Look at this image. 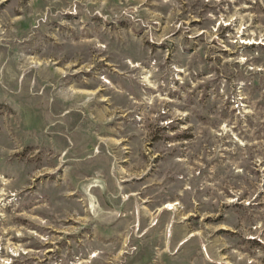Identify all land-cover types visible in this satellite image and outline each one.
Returning a JSON list of instances; mask_svg holds the SVG:
<instances>
[{"label":"rangeland","instance_id":"374dc122","mask_svg":"<svg viewBox=\"0 0 264 264\" xmlns=\"http://www.w3.org/2000/svg\"><path fill=\"white\" fill-rule=\"evenodd\" d=\"M171 256L264 264V0H0V264Z\"/></svg>","mask_w":264,"mask_h":264},{"label":"crops","instance_id":"0c3cea01","mask_svg":"<svg viewBox=\"0 0 264 264\" xmlns=\"http://www.w3.org/2000/svg\"><path fill=\"white\" fill-rule=\"evenodd\" d=\"M176 244V242H175ZM173 244V245H175ZM171 262H166L165 259L162 260L165 264H173V258H179L182 264H218L219 262H215L211 256H171Z\"/></svg>","mask_w":264,"mask_h":264}]
</instances>
